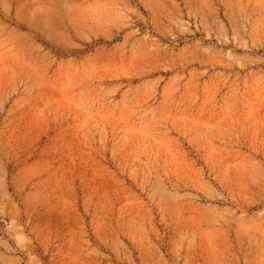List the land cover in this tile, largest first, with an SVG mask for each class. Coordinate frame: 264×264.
I'll return each instance as SVG.
<instances>
[{
  "label": "rangeland",
  "instance_id": "rangeland-1",
  "mask_svg": "<svg viewBox=\"0 0 264 264\" xmlns=\"http://www.w3.org/2000/svg\"><path fill=\"white\" fill-rule=\"evenodd\" d=\"M0 264H264V0H0Z\"/></svg>",
  "mask_w": 264,
  "mask_h": 264
}]
</instances>
